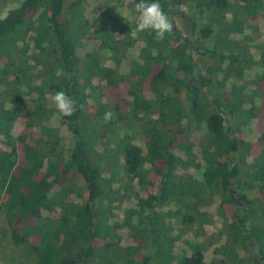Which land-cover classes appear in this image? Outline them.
<instances>
[{
  "label": "trees",
  "instance_id": "16d2710c",
  "mask_svg": "<svg viewBox=\"0 0 264 264\" xmlns=\"http://www.w3.org/2000/svg\"><path fill=\"white\" fill-rule=\"evenodd\" d=\"M87 1L23 0L0 18V214L11 242L33 264H264V40L257 52L227 53L251 23L264 29V0H158L167 14L185 5L205 24L197 36L199 45L210 41L202 81L180 41L157 42L149 30L126 78L119 52L136 43L135 24L105 9L93 43L78 53L91 25ZM138 2L129 0L130 15ZM39 71L46 82L32 86ZM57 91L75 101L74 115L49 105ZM109 109L115 115L105 123ZM53 117L71 134L66 145ZM251 124L254 139L243 131ZM116 155L119 172L104 173ZM206 197L219 198L232 241L213 250L219 259H207L198 243H185L190 253L174 250L181 236L171 221L204 226Z\"/></svg>",
  "mask_w": 264,
  "mask_h": 264
},
{
  "label": "rangeland",
  "instance_id": "374dc122",
  "mask_svg": "<svg viewBox=\"0 0 264 264\" xmlns=\"http://www.w3.org/2000/svg\"><path fill=\"white\" fill-rule=\"evenodd\" d=\"M23 0H0V18H3L7 12L11 9H14L20 5V3ZM76 0H67L66 6L70 3ZM124 2L123 5H118L116 4L115 1H109V0H88L83 6V20L88 19L90 22V27L88 26L87 30L85 31V36L84 39L79 45L78 48V53L82 52L83 47H85L86 41L87 44L93 43V23L97 18L100 17V12L102 9L110 11L114 16H117L118 18L125 19L130 16V5H129V0H122ZM176 13H172L170 17L173 20L174 23V31L173 34L171 35V39L176 41L178 37L184 38L188 40L189 42L195 43V45L202 46L204 49L208 48L210 46V41L206 40L204 41L201 45H199V41H197V36L200 28H204L205 24H200V18L197 15L194 16L192 14V10L185 6V5H180L178 8L175 9ZM182 13V14H181ZM129 15V16H128ZM205 22V21H203ZM134 25V24H133ZM261 27H263V23L260 22ZM92 27V28H91ZM253 25L252 23L250 24L249 27H245V33L242 36H237L236 39L239 40V43L236 45H233L230 47V49L227 51V53H240L245 55L244 53L247 52L248 47L251 48L252 52H257L256 45L260 44L262 40H264V29H260L257 31H253L252 29ZM259 27V26H258ZM175 33V34H174ZM116 40L120 41V38L123 37L121 35L115 34ZM128 35L127 33L125 36ZM142 32L138 33L135 36V44L133 46H129V48L124 47L123 49L120 50L119 56L123 58V65H122V72L125 73L124 76L126 78L128 77L127 73L129 70V65L132 64L134 59L137 57V53L139 49L137 47H140V42L142 40ZM251 37V41H248L247 43L245 40H243V36ZM113 41L112 43H118L117 41ZM138 43V44H137ZM87 49L90 51V47L87 46ZM197 50H194L191 52V56L193 57L194 61L197 63V67L199 68V73L202 75L206 74V66L209 64V61H207L206 56L202 55L200 56L199 54L196 53ZM112 55L111 53H106L107 56ZM20 57V56H19ZM18 53L17 51H13L12 53V59L18 63L19 60ZM139 58V56H138ZM111 59V58H110ZM112 60V59H111ZM131 62V63H130ZM108 64H111L113 66V63L109 60ZM255 71H248L247 78L253 77ZM39 82L41 84H44L46 82L44 75H42V72H34L31 77H30V84L32 86L37 85ZM229 85V83H228ZM44 88L46 89V85H44ZM3 88L0 87V91ZM52 94V93H51ZM50 96H48V103L51 106H54L51 103ZM184 93H183V98H184ZM185 99V98H184ZM261 98L257 99V104H261ZM8 103V102H6ZM30 104V103H28ZM21 111H24L22 109ZM158 111V108L152 109L149 118L151 119L153 115L156 114ZM187 123V122H186ZM139 123H133V131L134 132H140L141 126ZM50 125L52 127H55L58 130V133L61 136L62 143L65 145L67 144L68 140L70 139V133L66 130L64 127L62 120L59 117H53L50 121ZM18 131V127L16 128V132ZM244 134L246 137L250 139L255 138V134L253 132V124L250 126L243 128ZM200 134L198 132H193L191 133V142L193 143L194 150H197V147L195 144L196 141H198ZM194 141V142H193ZM95 147H99L98 143L95 144ZM100 150V148H98ZM179 155V151H177ZM112 154V153H110ZM112 156V155H111ZM122 160V157L120 158ZM119 156L116 155L115 157H112V159L109 161V165L107 168H103L102 171L104 173H110L111 171L115 172L118 170L119 172V166H120V161ZM182 172L179 170L178 174H181ZM192 173L196 176L195 178L198 179V174L195 170H192ZM235 191V190H233ZM235 194L237 195V192L235 191ZM249 196H253L255 193H247ZM219 198L218 197H206L203 200V203L201 204V207L199 208L200 212H203L206 214V223L204 226L201 228L197 224H191V225H186V224H181L179 221H171V228L174 227V233H177L178 236H181V240L177 243L176 247L174 250L177 249H183L186 251V253H190L188 247L185 245L186 242H192V243H198L201 246H203L206 250V256L207 259H219V256L216 255L213 250L217 247H220L223 245L225 242L228 243V245H232V241L230 238H225L227 235V219L226 217H221L219 214V211L217 209V204H218ZM125 204L128 203V201L124 202ZM185 204H190V201L187 199L185 200ZM183 214L189 215L190 212L188 211L187 208H183L182 210ZM173 224V225H172ZM209 244V245H208ZM239 248V246H237ZM251 251L254 252V245L251 243L250 244ZM27 248L21 247V246H16L14 245L11 240H10V233L9 230L6 226V222L4 219V215L1 213L0 214V264H33L34 259L33 257L27 252ZM238 253L241 257H246L249 255V253L243 251V250H238Z\"/></svg>",
  "mask_w": 264,
  "mask_h": 264
},
{
  "label": "clouds",
  "instance_id": "9594fccd",
  "mask_svg": "<svg viewBox=\"0 0 264 264\" xmlns=\"http://www.w3.org/2000/svg\"><path fill=\"white\" fill-rule=\"evenodd\" d=\"M135 15L128 17V22L135 24V28H131L130 35L135 37L138 33L146 30L154 33V39L160 42L165 39L166 35L171 36L174 31V23L172 18L162 9L158 0L155 2H145L140 0L136 3L134 9ZM55 75L60 78L65 75L64 69L58 67ZM51 103L59 112L61 117H70L76 111L75 101L64 91H57L50 97ZM115 113L109 109L103 117L105 123L111 121Z\"/></svg>",
  "mask_w": 264,
  "mask_h": 264
},
{
  "label": "flooded vegetation",
  "instance_id": "af4514ba",
  "mask_svg": "<svg viewBox=\"0 0 264 264\" xmlns=\"http://www.w3.org/2000/svg\"><path fill=\"white\" fill-rule=\"evenodd\" d=\"M171 10V9H170ZM169 16L171 15V11H169ZM175 34V33H174ZM171 39V36H170ZM176 41H180V43L183 45V48L185 49L187 55H190L192 51L197 50V54H202L205 55V49L202 46H198L195 45V43L189 42L188 40L184 39V38H180L178 37V39ZM193 59V57H192ZM193 75H195V79H197L198 81H202L204 77H206L207 74L202 75L199 73V68L197 67V65L194 66V72ZM207 84H212L211 83V79L207 78ZM191 84L193 85V82H191ZM235 197H237L238 195L235 194V191L231 192Z\"/></svg>",
  "mask_w": 264,
  "mask_h": 264
}]
</instances>
